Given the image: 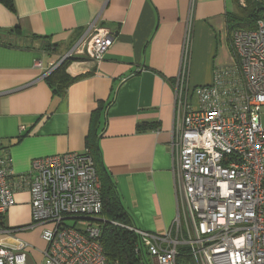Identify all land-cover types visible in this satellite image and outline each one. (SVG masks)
Wrapping results in <instances>:
<instances>
[{
  "label": "crops",
  "instance_id": "1",
  "mask_svg": "<svg viewBox=\"0 0 264 264\" xmlns=\"http://www.w3.org/2000/svg\"><path fill=\"white\" fill-rule=\"evenodd\" d=\"M14 7L0 2V155L10 156L16 187L0 243H28L30 262H43L44 226L19 228L32 222L30 188L19 176L36 158L87 151L93 129L103 132V162L133 225L149 232L171 229L178 213L171 140L187 33L192 27V92L231 63L227 15L236 0H14ZM93 21L114 33L111 48L98 64L73 60L67 73L77 79L55 91L47 72ZM145 124L152 127L140 130Z\"/></svg>",
  "mask_w": 264,
  "mask_h": 264
},
{
  "label": "built area",
  "instance_id": "2",
  "mask_svg": "<svg viewBox=\"0 0 264 264\" xmlns=\"http://www.w3.org/2000/svg\"><path fill=\"white\" fill-rule=\"evenodd\" d=\"M191 36L192 27L176 83L171 140L178 213L164 232L127 226L138 235L141 260L135 264H179L181 247H189L199 264H264V11L255 28L231 33V63L192 92ZM114 40L109 28L93 21L60 62L87 57L98 64ZM10 161L0 155V218L15 205ZM19 178L29 185L32 208V222L19 228L44 226L40 264H118L105 254L102 229L93 222L102 219L103 200L88 150L36 158ZM68 219L92 222L81 227ZM27 246L0 243V264H32Z\"/></svg>",
  "mask_w": 264,
  "mask_h": 264
},
{
  "label": "trees",
  "instance_id": "3",
  "mask_svg": "<svg viewBox=\"0 0 264 264\" xmlns=\"http://www.w3.org/2000/svg\"><path fill=\"white\" fill-rule=\"evenodd\" d=\"M0 2L9 10L14 11V0H0ZM264 11V0H245L243 5L240 0H236V9L227 15L229 31L237 29H253L257 20ZM76 60L75 58H66L54 70L47 74L46 79L50 86L57 92L62 93L74 82L77 77L67 73L69 64ZM150 124L141 125L140 130L150 129ZM101 135L92 130L86 139L87 150L91 155L101 184V194L103 200V211L99 225L102 229L101 242L104 246L105 254L113 263L135 264L141 260V257L135 251L138 242V235L128 227L134 226L132 220L121 200L116 183L107 170L98 139ZM0 218V227L2 225ZM119 223V224H115ZM128 226V227H127ZM179 261L184 264H194L189 247H181Z\"/></svg>",
  "mask_w": 264,
  "mask_h": 264
},
{
  "label": "rangeland",
  "instance_id": "4",
  "mask_svg": "<svg viewBox=\"0 0 264 264\" xmlns=\"http://www.w3.org/2000/svg\"><path fill=\"white\" fill-rule=\"evenodd\" d=\"M262 121H263V124H264V113H263V115H262ZM4 215V214H3ZM3 217V216H2ZM83 221H86V222H92V220H85V219H68L67 220V222H69V223H77V225H79V226H81L82 227V222ZM95 224H99V222L98 221H93ZM190 254H192L191 253V251H190ZM192 257H193V263L194 264H199V262H198V260H197V258L195 257V256H193L192 255ZM179 264H184L183 262H181V260L179 261ZM191 264V263H190Z\"/></svg>",
  "mask_w": 264,
  "mask_h": 264
}]
</instances>
